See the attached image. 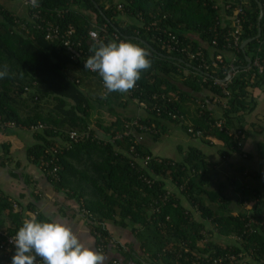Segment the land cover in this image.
Returning <instances> with one entry per match:
<instances>
[{
  "label": "trees",
  "instance_id": "1",
  "mask_svg": "<svg viewBox=\"0 0 264 264\" xmlns=\"http://www.w3.org/2000/svg\"><path fill=\"white\" fill-rule=\"evenodd\" d=\"M24 1L0 0V129L29 133L27 160L56 192L77 204L96 251L100 241V254L109 250L112 225L129 228L138 243L137 250L123 252L112 243L125 264H212L214 259H220L217 264H264V181L260 187L243 181H258L259 174L248 168L251 156L242 151L244 117L254 109L250 90L264 83L253 66L257 59L264 67V0H38L35 7L32 0ZM258 3L263 17L255 39ZM236 16L234 50L227 46L235 27L225 18ZM44 21L57 25L61 35L71 26L74 45L47 40ZM89 31L98 33L97 41L89 39ZM114 39L139 44L151 61L126 93H109L98 74L84 68L98 42ZM250 39L243 53L240 45ZM203 92L205 99L196 103L192 94ZM215 98L221 105L218 118L207 107ZM128 102L143 112L135 119L142 128L114 112ZM103 115L114 121L106 125ZM10 123L13 128H2ZM167 123L205 146H211L209 137L221 141L218 156L229 161L234 174L228 182L213 179L214 164L197 146L187 145L181 158H166L134 136L157 143L170 136ZM31 126L41 128L30 131ZM258 149L262 158L264 145ZM9 154V146L1 145L0 165ZM233 154L242 162L231 163ZM228 185L239 194L240 210L224 193ZM14 204L0 194V231L7 235L31 217ZM28 211L46 219L33 206Z\"/></svg>",
  "mask_w": 264,
  "mask_h": 264
},
{
  "label": "crops",
  "instance_id": "2",
  "mask_svg": "<svg viewBox=\"0 0 264 264\" xmlns=\"http://www.w3.org/2000/svg\"><path fill=\"white\" fill-rule=\"evenodd\" d=\"M219 4L222 5V3ZM225 20L231 23L234 22V18L232 17H226ZM231 25L233 26V24ZM225 55L228 58L232 57L229 52ZM250 95L254 102V109L244 117V132L246 133V136L242 142V151L247 156H251L247 162L248 168L259 174V170H261V168L264 169V155L261 158L258 151L259 143L264 145V83L258 87L252 88L250 90ZM205 97V92L192 94V98L196 101V103L202 99L204 100ZM207 107L212 111L215 118L221 116V105L219 102H208ZM190 111L194 115V107L191 106ZM138 112L141 114L143 113L141 109H138ZM167 125L168 123L166 124V127ZM175 131V134L173 133L170 136H164L157 143H152L150 141L151 143H146V145L151 148L154 155L166 158H181L184 156L183 149L187 145L197 146L200 150H202L203 154L210 160V162L214 164L211 169V174L214 175L213 178L218 177V174L221 172L230 170L229 166L231 165L229 164V161L227 160L226 162H222L218 156V151L223 148V143L221 141L213 137H209L211 146H205L200 142V140H192L184 134L180 136V133L177 134V130ZM14 132L18 135V141L15 145H13L12 142L10 143L9 140L4 141L0 139V146H9L10 152L8 156L10 159L7 163L5 165H0V194L14 201V205H18L17 208L19 210L22 209L25 215L33 216L28 211V207L33 206L35 210L38 213H41L46 219L57 220L65 223L73 230L81 242L96 250L95 239L87 227V221L82 214H80L77 204L73 201L67 200L61 193L56 192L46 181L41 171L36 166L31 164L29 160H27L26 148L32 144L31 137L28 135L29 133L19 130H14ZM235 157L236 154L230 156L231 163L240 161L241 158L237 159ZM232 159L237 160L232 161ZM258 176V181L249 180L250 185L253 187H260L264 181L260 174ZM228 177L229 176L226 177V181H224L225 183L228 182ZM228 186L230 187V185ZM232 189L234 191V187H232ZM236 199L238 198H234V200H232L231 206L233 205V202L234 204L236 203ZM233 208L236 210L239 209L237 206ZM115 229L120 228H113L112 225H108V230L111 234L112 240L109 242L111 243L109 245L111 248H107L109 250L103 254L105 257L104 264H125L123 263L124 257L118 258L115 256V252L112 251L114 248L117 249L118 254L121 249H138L137 242L134 244V242H130L128 238H123L124 235H127L126 230L116 231ZM128 233V235L132 234L131 232ZM117 242L121 245H126V247L128 246V248L123 246L119 250L112 244ZM127 262L128 264H134L132 261Z\"/></svg>",
  "mask_w": 264,
  "mask_h": 264
},
{
  "label": "clouds",
  "instance_id": "3",
  "mask_svg": "<svg viewBox=\"0 0 264 264\" xmlns=\"http://www.w3.org/2000/svg\"><path fill=\"white\" fill-rule=\"evenodd\" d=\"M38 0H32L33 7ZM84 62L97 73L109 92L126 93L151 66L149 53L129 40L98 42ZM4 74L0 73V77ZM11 264H104L105 257L86 246L65 223L52 219L25 218L11 237ZM39 258V259H37Z\"/></svg>",
  "mask_w": 264,
  "mask_h": 264
},
{
  "label": "built area",
  "instance_id": "4",
  "mask_svg": "<svg viewBox=\"0 0 264 264\" xmlns=\"http://www.w3.org/2000/svg\"><path fill=\"white\" fill-rule=\"evenodd\" d=\"M30 0H25L24 4L27 5L29 4ZM119 9V8H118ZM238 13H240V10H238ZM45 22V28H42L44 30V34H45V38L47 40L53 41L56 39H61L63 40V46L70 48L71 46L74 45V43H71L70 38L73 35V29L71 26L68 27V29L62 33L63 35L60 34V29L57 25H53L51 23H49V21H44ZM239 23H240V19L236 16L234 18V22H233V26L234 31L231 33V40H228V48H232V49H236L238 47L239 44ZM37 28L41 29V27L39 25H37ZM22 29L24 30L25 27L24 25L22 26ZM98 33L96 31H89L88 33V37L89 39L93 40V41H97L98 39ZM216 61H221L220 56H216ZM253 66L255 67V69H257V74L259 75H263L264 76V67L263 65L256 59L253 62ZM251 67V66H250ZM215 84H219L218 82H215ZM104 87V86H103ZM225 95H227V92H224ZM214 103H218V100L215 98L214 100H212ZM223 108H226V105L223 104L222 105ZM132 126H136L138 128H142L141 126H138V121L135 120L131 123ZM220 125V124H217ZM7 127V128H13V125L10 124H4L2 126V128ZM41 126H31L30 127V131H36L38 129H40ZM125 135L128 134V132L124 133ZM77 134L74 132L70 133V139L72 140H76V138H78L76 136ZM120 135H118L117 137H119ZM143 165L146 166V164L150 161L147 157H145L143 160ZM57 169H53L52 170V174L53 177H55V173H56ZM15 234L13 235H7L4 232L0 231V253L2 254V260L0 261V264H8L7 261H11V256L13 254L14 248H13V244L11 242V237H14ZM102 241H100L99 246H97V250L100 252L103 251V244L101 243ZM39 259V258H37ZM229 261L233 262L234 258L233 257H229ZM218 262H220V259H214L212 260V264H217Z\"/></svg>",
  "mask_w": 264,
  "mask_h": 264
},
{
  "label": "rangeland",
  "instance_id": "5",
  "mask_svg": "<svg viewBox=\"0 0 264 264\" xmlns=\"http://www.w3.org/2000/svg\"><path fill=\"white\" fill-rule=\"evenodd\" d=\"M21 0H15V3H20ZM22 3H23V0H22ZM10 2L7 1V6H9ZM13 6V5H12ZM126 100V98L124 99V101ZM127 101V100H126ZM138 109L139 106H137L134 102H128L127 105L125 106V108H119V107H115L114 108V112L119 115V117H121V119H132V121H134L135 119H137L139 116H140V112H138ZM142 115V114H141ZM103 122L106 124V125H110L111 122L114 121V118L110 115V116H107V115H103ZM167 129H168V132L170 135H172L174 132H176L175 130H177V134H179L180 136L183 135L184 133L175 125L173 124H168L167 125ZM136 137V139L138 141H140V143L142 144H148V143H151L150 140H148V138L144 135L142 136H139L138 134H136L135 132H133ZM175 134V133H174ZM0 137H3V138H0L1 140H9V142L13 145H15V143H17L18 141V135L17 133H15L13 130H10V129H0ZM171 141V140H170ZM259 174L261 176V178L264 180V169L261 168V170H259ZM234 175L231 170L229 171H225V172H221L220 174H218V177H214L213 179L216 180L218 183L219 182H224L226 181V177L227 176H232ZM250 179V177H245V179L243 181L245 182H248ZM168 185V190H170V192H173L175 194H177V196H179V193L175 191V188L173 186H170L169 184ZM212 189H216V185H212L211 186V190ZM225 195L228 196L229 198H231L232 200H234V198H240L239 197V194L238 193H235L232 189V187H229L227 186V189L225 190ZM233 207H236V204H234L233 202ZM241 208V206L239 207ZM193 215L195 216V218H198V214L193 212ZM113 228H119V227H115V226H112ZM116 231L117 230H126L127 232V235L129 234L128 232H131L129 228H126V229H115ZM124 235L123 238H128L130 240V242H134V244L137 242L134 238V235L131 234V235ZM114 239H115V236H114ZM119 245L118 246H121V247H126V245H121L119 242H117ZM111 244V243H109ZM114 247H116V245H113ZM113 247V248H114ZM117 248V247H116ZM128 248V246L126 247ZM129 250V248H128ZM128 250H125V249H122V252L123 251H128ZM113 252H115V256H117L118 258H121V257H124L122 255V252L119 251V254L117 253V249H113L112 250ZM100 253V252H99Z\"/></svg>",
  "mask_w": 264,
  "mask_h": 264
},
{
  "label": "water",
  "instance_id": "6",
  "mask_svg": "<svg viewBox=\"0 0 264 264\" xmlns=\"http://www.w3.org/2000/svg\"><path fill=\"white\" fill-rule=\"evenodd\" d=\"M96 9H98L97 5H95ZM258 7H259V15H258V33H257V36L255 37V39H258L260 37V34H261V31H260V21L263 17V9H262V5L260 3H258ZM99 10V9H98ZM253 41V39H250V40H246L244 41L241 45H240V49L243 51V53H245V50H246V46L251 43ZM246 62H247V65H246V69H249L250 66H251V61L249 58L246 57ZM231 77V72L228 73V76L226 78V81L229 80Z\"/></svg>",
  "mask_w": 264,
  "mask_h": 264
}]
</instances>
